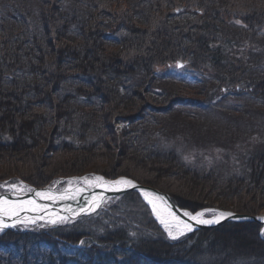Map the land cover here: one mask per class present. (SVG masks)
Here are the masks:
<instances>
[{
	"label": "trees",
	"instance_id": "1",
	"mask_svg": "<svg viewBox=\"0 0 264 264\" xmlns=\"http://www.w3.org/2000/svg\"><path fill=\"white\" fill-rule=\"evenodd\" d=\"M86 172L262 213L264 0H0V184ZM145 207L129 192L6 231L0 264H110L128 247L140 264H264L257 222L171 240Z\"/></svg>",
	"mask_w": 264,
	"mask_h": 264
},
{
	"label": "snow or ice",
	"instance_id": "2",
	"mask_svg": "<svg viewBox=\"0 0 264 264\" xmlns=\"http://www.w3.org/2000/svg\"><path fill=\"white\" fill-rule=\"evenodd\" d=\"M179 11V10H177ZM241 24L240 20L236 21ZM247 27V25H243ZM176 67L184 68V63L177 61ZM11 140V136L7 137ZM63 181H54L43 189H36L27 185L24 181L0 184V188H5L11 192L16 199H9L7 195H0V236L6 234L9 228L22 227L27 229L31 226L44 228L51 225H63L72 222L81 215L96 213L98 209L107 202L104 195L108 191H126L130 188H138L133 179L126 176L108 179L104 175L90 174L81 177H72L66 181L68 187L60 190L55 185ZM94 189H101L99 193H93L87 200V206L80 209H73L70 206L55 210L52 204L66 200H76L78 196L90 192ZM143 199L150 206L152 214L163 227L167 236L171 240H178L190 232H194L198 226L223 227L227 221L237 228L247 230L248 222L257 220V237L264 240V215L256 217L240 216L232 211H224L218 208H203L201 210H182V215H178L174 206L168 202V198L155 191L139 188ZM25 193H33V198H21ZM49 201L50 203H41ZM183 217V218H182ZM135 236V233H132ZM79 245L85 246L84 240H79ZM104 247V246H101ZM69 254L75 255L73 248H69ZM110 264H140L133 255V249L128 247L124 255L119 257L113 253V261Z\"/></svg>",
	"mask_w": 264,
	"mask_h": 264
},
{
	"label": "water",
	"instance_id": "3",
	"mask_svg": "<svg viewBox=\"0 0 264 264\" xmlns=\"http://www.w3.org/2000/svg\"><path fill=\"white\" fill-rule=\"evenodd\" d=\"M136 184L138 185V188H130L126 191H108V192H105L104 195L109 198L111 196H115V195H120V194H123L127 191H138L139 192V188H143V189H148V190H152V191H155L161 195H164L168 198V202L171 203L173 206H174V209L177 211V214L178 215H182V210L179 206H177L171 199L170 195L168 193H165L163 191H160L159 189L155 188V187H152L150 185H143V184H140L138 182H136ZM46 188V187H45ZM36 189H43V188H36ZM102 190L101 189H94L90 192H86L80 196L77 197L76 200H66V201H60L58 203H55V204H52V207L59 211L60 209H63L65 207H71L73 209H80V208H83V207H86L87 206V200L88 198L93 194V193H99L101 192ZM140 193V192H139ZM0 195H7L9 199H16V196L13 194V193H2ZM23 199H30V198H33V193H25L23 194V196L21 197ZM41 203H50L49 201H41ZM236 213V212H234ZM237 215H240V216H249V217H256V216H259V215H251V214H244V213H236ZM81 216H85V215H81ZM80 216V217H81ZM78 218V217H77ZM183 218V217H182ZM252 221H255L257 223H259L257 220H252ZM227 222V221H226ZM225 222V223H226ZM209 228H213V227H206V226H198L196 229H209ZM9 229H12V228H9Z\"/></svg>",
	"mask_w": 264,
	"mask_h": 264
},
{
	"label": "rangeland",
	"instance_id": "4",
	"mask_svg": "<svg viewBox=\"0 0 264 264\" xmlns=\"http://www.w3.org/2000/svg\"><path fill=\"white\" fill-rule=\"evenodd\" d=\"M196 125H198V124H196ZM252 130H254V128L253 129H251V130H249V129H246L245 130V133L247 134L248 132H250V131H252ZM262 132H260V134H261ZM246 134H244L243 135V137L244 136H246ZM208 146H210V145H208ZM208 146H201L200 148H202V149H211L210 147H208ZM180 148V150L184 153V155H187L189 158H191V155L193 154V150L191 151L190 149H182L181 147H179ZM243 150H251V149H243ZM242 150V151H243ZM192 152V153H191ZM209 155H207V157H208ZM193 159H191L190 161H192ZM204 160H206L205 158H202V162H204ZM90 173L91 172H86V173H83L84 175H90ZM102 175V174H101ZM114 175H116V173L115 174H112V176H114ZM120 175H127L126 173H121ZM67 176V175H66ZM69 176V175H68ZM118 176V175H117ZM127 176H129V175H127ZM126 176V177H127ZM108 178V177H107ZM115 178V177H114ZM18 181H21V180H17V181H15V182H18ZM5 182H2L1 184H4ZM8 183H10V182H8ZM13 183V182H12ZM60 186H61V184H60ZM64 187V186H63ZM63 187H58L59 189H62ZM2 191H5V192H7L6 190H5V188H2ZM134 192V191H133ZM173 198H174V200H176V202L179 204V200L182 202L181 203V205H182V207L183 208H185L186 210H189V211H195V210H192V209H200V208H204V207H206V208H209V207H215V208H221V207H217V206H214V205H210V206H200V205H195V207H194V204L192 203V202H190V201H188V200H185L183 197H181V196H173ZM175 198H177V199H175ZM143 202H144V200H142ZM145 203V202H144ZM146 204V203H145ZM147 205V204H146ZM198 206V207H197ZM146 208V210L148 211V213L153 217V215H152V212H151V208H149V206L147 205V207H145ZM222 209V208H221ZM262 213H264V209L262 210ZM96 215V214H95ZM87 217H90V216H87ZM83 218H85V217H83ZM80 219H82V218H80ZM79 220V219H78ZM49 226V225H48ZM45 227H47V226H45ZM44 227V228H45ZM17 228H21L22 230H33V229H42V228H39V227H36V226H31V227H29V228H27V229H24V228H22V227H17ZM191 233V232H190ZM189 234V233H188Z\"/></svg>",
	"mask_w": 264,
	"mask_h": 264
}]
</instances>
